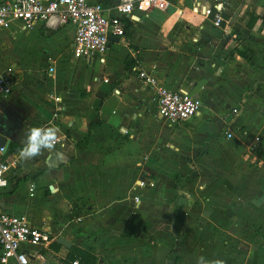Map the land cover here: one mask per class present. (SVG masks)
Returning a JSON list of instances; mask_svg holds the SVG:
<instances>
[{"label":"crops","instance_id":"crops-1","mask_svg":"<svg viewBox=\"0 0 264 264\" xmlns=\"http://www.w3.org/2000/svg\"><path fill=\"white\" fill-rule=\"evenodd\" d=\"M97 1L104 13L117 14L116 0ZM222 4L219 27L194 11L191 0H170L162 11H135L123 17V35L110 34L107 48L90 58L72 55L70 23L0 29V70L3 55H10L15 61L10 68L16 64L31 72L16 78L0 100L14 123L6 150L18 157L0 187V206L24 213L35 226L50 230L54 220L59 223L64 202L81 191L71 173L72 158L93 127L128 124L134 101L138 106L151 101L149 86L136 75L143 69L167 87L200 98V109L167 130L175 151L172 168L178 171L174 190L160 192L150 176L145 177L153 186H136L139 178L134 179L129 199L135 203L132 194H138L136 204L150 199L151 208H140L138 217L123 207L117 225L122 236L96 242L93 252L112 255L113 264H196L200 256L224 264H264V0ZM42 59L50 62L37 69ZM41 126L57 130L54 149L21 160L27 130ZM67 182L74 184L72 191ZM163 210L172 218L180 210L181 218L168 228L157 219ZM56 238L44 249L58 264L50 248Z\"/></svg>","mask_w":264,"mask_h":264},{"label":"rangeland","instance_id":"rangeland-1","mask_svg":"<svg viewBox=\"0 0 264 264\" xmlns=\"http://www.w3.org/2000/svg\"><path fill=\"white\" fill-rule=\"evenodd\" d=\"M3 57L5 63L0 73L7 71L10 64L15 62L10 55ZM48 62L50 60H40L37 69H44ZM91 65L96 70L94 60ZM12 67L14 70L10 68L8 71L14 74L15 79L20 78L23 73H31L28 70L20 71L16 64ZM132 74L135 76V72L132 71ZM134 102L131 109L133 116H128V124L94 126L86 144L72 158L71 173L74 181H80L77 185L81 191H73L72 196L64 202L66 207L62 208L59 223L54 220L49 226L56 237L63 236L72 243L69 247L55 240L50 243L56 263L69 264L68 260L74 259L71 258L73 255L79 260L78 264H100L102 260H98L100 257L106 258L108 264L117 262L110 258L112 255H106L100 250L94 253L93 248L96 242L105 243L110 237L122 236V229L117 225L124 219L123 212L120 211L123 207L132 210L134 214H138L140 208V210L151 208L153 201L150 199L144 200L142 206L132 203L129 199L130 192L134 191L129 190L134 179L150 176L158 185L160 192L163 189V193L171 194L174 190L172 179L178 171L175 165L172 168L175 151L168 140L172 134H167V130L174 122L170 124L160 119L150 100H145L141 106L136 104V100ZM136 112L141 113V118H138L140 115ZM193 162L197 163V160L194 159ZM64 185L69 191L74 188V184L70 182ZM165 185L169 187L165 188ZM163 200L161 198V207L164 206ZM154 205L160 206L159 202ZM181 215L182 212L179 210L178 215H173L172 218L167 214L165 216L163 210L157 219L171 228L170 223L176 224ZM144 217L147 222L152 218L148 214ZM90 241L92 243H88ZM79 249H87L94 253L95 259L91 260L84 256ZM118 264L122 262L118 261Z\"/></svg>","mask_w":264,"mask_h":264},{"label":"built area","instance_id":"built-area-1","mask_svg":"<svg viewBox=\"0 0 264 264\" xmlns=\"http://www.w3.org/2000/svg\"><path fill=\"white\" fill-rule=\"evenodd\" d=\"M191 1L194 11L209 18L211 25L220 26L222 0ZM169 4L170 0H116L114 9L117 14H106L102 3L97 0H0V29L9 28L12 24L26 30L39 23L48 27L70 23L74 28L72 55L90 58L107 48L110 34L123 35V17L147 9L162 11ZM48 68L51 70L52 66ZM9 69L0 73V100L10 94L15 80ZM136 75L149 86L150 98L159 117L168 122H178L199 111L200 98L188 90L169 88L143 69H138ZM230 135V131L225 130V136ZM17 166V155L0 146V187L7 182V173ZM135 184L153 186L154 181L143 177ZM132 200L138 203L139 195L132 194ZM54 237L49 229L30 224L24 213L9 212L0 206V264H55L46 258L44 249ZM69 263L78 264V260L74 258Z\"/></svg>","mask_w":264,"mask_h":264},{"label":"clouds","instance_id":"clouds-1","mask_svg":"<svg viewBox=\"0 0 264 264\" xmlns=\"http://www.w3.org/2000/svg\"><path fill=\"white\" fill-rule=\"evenodd\" d=\"M57 130L52 127H31L27 130L23 146L19 150L21 160H32L45 151H52L55 146ZM196 264H224L223 260L209 261L200 256Z\"/></svg>","mask_w":264,"mask_h":264},{"label":"water","instance_id":"water-1","mask_svg":"<svg viewBox=\"0 0 264 264\" xmlns=\"http://www.w3.org/2000/svg\"><path fill=\"white\" fill-rule=\"evenodd\" d=\"M0 109V146H3V149H7L9 142L14 139V123L10 116L7 113L2 112ZM56 240L66 246L70 245V241L63 236H57Z\"/></svg>","mask_w":264,"mask_h":264},{"label":"trees","instance_id":"trees-1","mask_svg":"<svg viewBox=\"0 0 264 264\" xmlns=\"http://www.w3.org/2000/svg\"><path fill=\"white\" fill-rule=\"evenodd\" d=\"M127 63H128V59H125V66L127 65ZM96 123L97 121H93V122H90L89 123V125H88V133L90 132V126L92 125V123ZM73 248H74V246H72ZM78 250V249H77ZM79 251L81 252V254H83L84 256H87V257H89V258H91V260H94L95 259V256H94V254L92 253V252H89V251H87V250H83V249H79ZM74 256V255H73ZM71 257V258H75V257ZM79 261V260H78ZM91 264H93V263H91Z\"/></svg>","mask_w":264,"mask_h":264}]
</instances>
